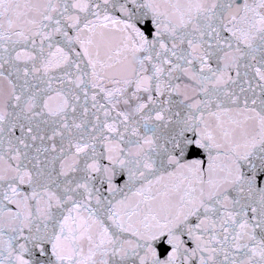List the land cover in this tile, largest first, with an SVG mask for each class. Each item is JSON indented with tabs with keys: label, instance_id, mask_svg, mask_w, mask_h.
<instances>
[{
	"label": "snow or ice",
	"instance_id": "obj_1",
	"mask_svg": "<svg viewBox=\"0 0 264 264\" xmlns=\"http://www.w3.org/2000/svg\"><path fill=\"white\" fill-rule=\"evenodd\" d=\"M0 264H264V0H0Z\"/></svg>",
	"mask_w": 264,
	"mask_h": 264
}]
</instances>
